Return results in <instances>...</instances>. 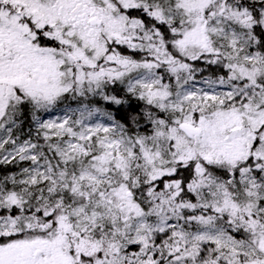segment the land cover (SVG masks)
Here are the masks:
<instances>
[{"label":"snow or ice","instance_id":"obj_1","mask_svg":"<svg viewBox=\"0 0 264 264\" xmlns=\"http://www.w3.org/2000/svg\"><path fill=\"white\" fill-rule=\"evenodd\" d=\"M0 264H264V0H0Z\"/></svg>","mask_w":264,"mask_h":264}]
</instances>
